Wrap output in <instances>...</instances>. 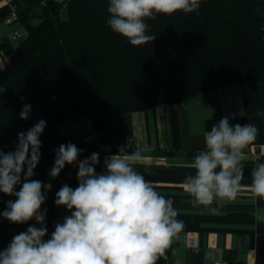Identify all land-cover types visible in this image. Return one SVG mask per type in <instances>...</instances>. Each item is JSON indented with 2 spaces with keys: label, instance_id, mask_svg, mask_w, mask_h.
I'll return each instance as SVG.
<instances>
[{
  "label": "trees",
  "instance_id": "obj_1",
  "mask_svg": "<svg viewBox=\"0 0 264 264\" xmlns=\"http://www.w3.org/2000/svg\"><path fill=\"white\" fill-rule=\"evenodd\" d=\"M107 7L108 0L23 5L15 13L25 34L0 43V150L14 151L18 133L46 121L32 179L52 185L42 205L49 236L70 214L56 206V192L78 186L76 165L50 178L56 150L73 143L84 150L79 160L101 156L99 141L62 139L57 121L111 118L225 85L264 83V0H202L197 12L157 15L146 20L156 39L141 46L111 30ZM24 104L32 108L27 120L19 117ZM103 170L100 161L96 172ZM11 197L0 193V213ZM32 225L40 227L35 219L14 224L0 216V250Z\"/></svg>",
  "mask_w": 264,
  "mask_h": 264
},
{
  "label": "clouds",
  "instance_id": "obj_2",
  "mask_svg": "<svg viewBox=\"0 0 264 264\" xmlns=\"http://www.w3.org/2000/svg\"><path fill=\"white\" fill-rule=\"evenodd\" d=\"M201 2L108 0L107 25L132 46H141L156 39L148 34L146 20L197 12ZM31 111V105L24 104L20 119L27 120ZM257 116H264V112H257ZM45 127L46 121L41 119L26 132L18 133L14 151L0 150V193L16 197L7 202L0 216L14 224L35 219L40 225L15 235L7 248L0 250V264H158L161 259L167 260L166 252L184 225L177 219L173 200L160 194L136 170L146 148L106 156L104 170L97 173L98 153L79 160L83 149L73 143L61 144L50 178H57L66 165H76L78 186L73 189L65 184L56 192V206H63L70 214L48 235L47 210L41 211V207L52 185L32 179ZM202 134L205 148L194 156L190 167L195 172L186 174L184 185L191 204L216 211L214 203L222 205L236 198L243 178L244 149L256 139L258 129L249 123L230 125L229 118L224 117ZM251 176L253 194L264 200V163L256 164ZM17 185H21L19 191ZM256 219L264 222V217Z\"/></svg>",
  "mask_w": 264,
  "mask_h": 264
},
{
  "label": "crops",
  "instance_id": "obj_3",
  "mask_svg": "<svg viewBox=\"0 0 264 264\" xmlns=\"http://www.w3.org/2000/svg\"><path fill=\"white\" fill-rule=\"evenodd\" d=\"M44 1L0 0V43L21 27L16 9ZM257 112H264V83L249 82L201 92L181 104L162 103L111 118L59 120L56 129L62 139L82 142L87 121L101 145V162L108 155L147 149L136 170L173 200L177 219L184 225L166 252L168 259L158 264H214L218 260L264 264V222L256 219L264 217V200L251 190L252 170L264 163V116ZM224 117L233 126L255 125L258 135L244 149L243 178L236 198L222 205L214 203L216 211H211L189 202L184 179L186 174H194L190 164L205 148L202 130L210 131Z\"/></svg>",
  "mask_w": 264,
  "mask_h": 264
},
{
  "label": "built area",
  "instance_id": "obj_4",
  "mask_svg": "<svg viewBox=\"0 0 264 264\" xmlns=\"http://www.w3.org/2000/svg\"><path fill=\"white\" fill-rule=\"evenodd\" d=\"M11 18L9 17L8 18V21H10ZM25 34V30L23 27H19L17 29H15L10 35H9V40L11 42H17L19 41V39ZM86 123V130H87V136H86V139L89 140V141H93V142H98L97 140V135L94 131H92V129L90 128L89 124L87 123V121H85ZM162 264H174V263H171L169 261H163ZM214 264H234V263H228L227 261H224V260H218V261H215Z\"/></svg>",
  "mask_w": 264,
  "mask_h": 264
},
{
  "label": "rangeland",
  "instance_id": "obj_5",
  "mask_svg": "<svg viewBox=\"0 0 264 264\" xmlns=\"http://www.w3.org/2000/svg\"><path fill=\"white\" fill-rule=\"evenodd\" d=\"M38 21H39L38 18L33 19V23H37ZM20 187H21V185H17L16 186V191H19ZM11 199H12V201H15L16 197L12 196ZM41 211H44V208L41 207Z\"/></svg>",
  "mask_w": 264,
  "mask_h": 264
}]
</instances>
